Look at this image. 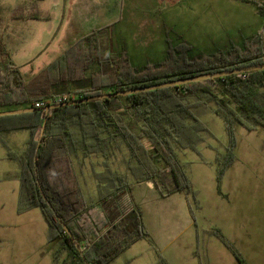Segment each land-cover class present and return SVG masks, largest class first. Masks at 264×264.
<instances>
[{
  "label": "trees",
  "instance_id": "trees-1",
  "mask_svg": "<svg viewBox=\"0 0 264 264\" xmlns=\"http://www.w3.org/2000/svg\"><path fill=\"white\" fill-rule=\"evenodd\" d=\"M251 3L264 17L257 3ZM258 37L241 47L194 57L188 55L191 48L181 43L179 48L167 47L163 61L135 67L124 54L109 55L99 32L92 31L30 77L9 63L0 67V112L36 109L37 102L44 107L55 105L51 100L65 95L71 102L264 65V47L257 44ZM86 74L84 88L69 90L82 83ZM190 98L196 102L186 104ZM11 105L14 109L4 108ZM199 105L213 107L229 134L237 126L264 131V71L57 108L46 115L36 111L0 116V132L29 133L23 154H8L19 169L16 211L22 214L37 208L41 212L47 224L51 264H110L136 242L151 243L131 187L150 182L161 199L174 194L192 196L175 149L193 150L199 134L207 131L191 109ZM120 147L128 156L126 171L131 182L113 174L104 163L108 183L98 182L97 200L88 203L75 157L107 159L111 149ZM224 169L217 170L215 177L219 195ZM93 174L97 181L103 178L102 173ZM101 185L109 187L107 192L102 193ZM212 234L238 260L220 232L213 230Z\"/></svg>",
  "mask_w": 264,
  "mask_h": 264
},
{
  "label": "rangeland",
  "instance_id": "rangeland-1",
  "mask_svg": "<svg viewBox=\"0 0 264 264\" xmlns=\"http://www.w3.org/2000/svg\"><path fill=\"white\" fill-rule=\"evenodd\" d=\"M252 1L264 12V0ZM35 4L48 19L21 27L24 42L11 47L7 55L0 54V67L11 60L25 78L60 55V40L66 30L99 32L109 55L124 54L139 67L163 61L169 53L167 47L179 48L181 43L191 48L188 55L192 57L241 47L258 36L257 44L264 47V21L251 4L237 0H0V14L21 7L26 11ZM142 20L152 24H140ZM2 25L9 28L11 22L0 21ZM133 35V41L139 44L155 43L152 40L159 36L164 46L135 51L131 46ZM87 82L88 74L82 83L68 88H84ZM195 102L193 98L185 100L186 104ZM4 108L12 110L14 106ZM191 109L207 131L199 134L200 141L193 150L175 149V154L193 194L184 195V203L180 196L153 201L151 183L135 187L136 201V193L142 191L144 225L151 243L143 244L147 254L135 247L127 256L142 254L136 264H161L158 256L165 264H264V131L237 126L229 134L213 107L199 105ZM16 134L13 140L2 133L0 141L20 156L23 144L19 143L20 133ZM127 158L123 147L111 149L107 159L94 156L83 160L79 154L75 157L88 203L97 200L98 182L108 179L104 163L113 174L131 182ZM222 168L225 171L219 195L215 177ZM0 170L6 172L0 173V181L6 180L0 183V264H51L52 255L46 248L47 224L39 209L15 213L18 167L0 160ZM93 172L102 173L103 178L95 180ZM100 187L102 193L109 188ZM213 230L220 232L238 260L212 234Z\"/></svg>",
  "mask_w": 264,
  "mask_h": 264
},
{
  "label": "crops",
  "instance_id": "crops-1",
  "mask_svg": "<svg viewBox=\"0 0 264 264\" xmlns=\"http://www.w3.org/2000/svg\"><path fill=\"white\" fill-rule=\"evenodd\" d=\"M237 1H239V0H237ZM247 4H251L254 7L255 11L257 12L255 6L252 3H247ZM0 16H2V19H0V21H6V22L10 21L11 22V26L9 28L6 27L5 25H2L0 27V54H2V56H4L3 54H5V55L9 54L8 52L11 51V47L12 48L13 47H18L19 44L24 42V40L22 39V36L20 34L21 27L27 26V25H32L33 23L45 22L48 19V15L44 11H42L40 9H37L36 4L33 6V8H31L29 10L25 11V9H22V7L21 8H16V9L13 8L12 12H9L7 15L6 14H0ZM260 17H261L262 21H264V17H262V16H260ZM144 23L152 24V22L150 20H142L140 22V24H144ZM76 26H79V23H77ZM85 34H87V33L79 32L77 30H72L70 32L68 30H66L65 31V35L60 40V44H61L62 47H60L58 54H61L62 50H64L67 47H69L73 42H75L76 39H78L79 37H81V36H83ZM134 39H136L135 35H133V37H132V45H131L132 49L135 50V51H138V50L141 51V50H146V49H149V48H154V47H159V46L163 47L164 46L163 38H161L159 36L157 38L155 37L154 40H152V41H156L155 43H140L139 44V43H135L133 41ZM36 40L37 39L31 40V41H36ZM147 40H149V35L148 34H147V37H146V41ZM112 51H114V50H112ZM123 53H126L128 55V53L126 51L123 52ZM129 60L132 63L131 58H129ZM8 62H9V64H11V66L16 67L12 63L11 60H9ZM5 64H8V63H5ZM132 65L135 66V67H139L138 65H134L133 63H132ZM2 133L10 136L11 139H13V140L16 139V135H17L16 133H20L19 134L20 135L19 136V138H20V142L19 143L23 144V148H22V154H23V152H24V150L26 148V144H27L28 139H29L28 131L27 130H20V131L0 132V135ZM9 153L15 154L9 145H7L5 143H2L0 141V156H1L0 160H4V161H7V162H13V164H15L17 166V164L14 161L9 159V157H8ZM18 171H19V169H18ZM0 173L6 174L5 171H1V170H0ZM16 180L18 181V184H19V176H18V178ZM4 181H6V180H2V181H0V183L4 182ZM148 183H150V182H142V183L133 185L131 187L132 198H133L135 204L140 207V210L142 212V216H144L143 215V213H144L143 212V200H142L143 197L141 195L142 191L139 190L138 193H136L138 198H139V201H136L135 196H134L135 193L133 192L134 191L133 189L135 187H141V186H143L145 184H148ZM151 187H153V191H154V195H152L149 192V194L152 195V200L153 201H160L159 199H161V198H159L156 190L154 189V186L152 185ZM175 196L183 197L182 198L183 199L182 200L183 203H184V200L186 201V199H184V194H174V195H172V196H170L168 198H165V200L166 199H171L172 197H175ZM13 207L15 208V213H17L16 212V207H17L16 201L14 202V206ZM143 221L145 223L144 219H143ZM150 238H151V236H150ZM144 243H147V245H149V242L146 241V240L138 241L135 244H133L128 250H126L124 253H122L120 256H118L110 264H136L138 262V260H140L142 254H140V253L139 254H131L132 256H127V255H129L128 253H131V251H133V249L135 247H140L141 251L144 250V253L147 254L148 251L146 249V246L145 247L143 246ZM119 259H122V260L120 261Z\"/></svg>",
  "mask_w": 264,
  "mask_h": 264
},
{
  "label": "water",
  "instance_id": "water-1",
  "mask_svg": "<svg viewBox=\"0 0 264 264\" xmlns=\"http://www.w3.org/2000/svg\"><path fill=\"white\" fill-rule=\"evenodd\" d=\"M257 71H264V65L249 66V67H245V68H241V69H235L233 71H223L220 73L199 75L196 77L171 81V82H167V83H163V84H159V85H153V86L144 87V88L127 90V91H123V92H116V93L106 94L103 96L91 97V98H87V99L74 100V101L66 102V103H62V104L49 105V106H46V107L39 109V110H37V109H19V110L7 111V112H0V116L19 115L22 113L36 112V111H42L46 115L49 111L57 109V108L73 106V105H78V104H82V103L102 101V100L118 98V97H126L129 95H135V94L144 93V92H151V91H158V90H163V89H168V88H173V87H179V86L187 85L189 83L201 82V81H205V80H214V79H219V78L230 77L233 75H244V74L257 72ZM43 125H44V123H43ZM43 125H42L41 131H40V136H41L42 131H43Z\"/></svg>",
  "mask_w": 264,
  "mask_h": 264
},
{
  "label": "built area",
  "instance_id": "built-area-1",
  "mask_svg": "<svg viewBox=\"0 0 264 264\" xmlns=\"http://www.w3.org/2000/svg\"><path fill=\"white\" fill-rule=\"evenodd\" d=\"M69 95L68 96H60V97H56L54 99L51 100V103L52 104H61V103H64V102H67L68 99H69ZM44 107V104L42 102H37L34 104V108L36 109H41Z\"/></svg>",
  "mask_w": 264,
  "mask_h": 264
}]
</instances>
